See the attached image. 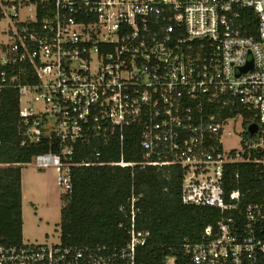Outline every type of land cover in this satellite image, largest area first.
<instances>
[{
    "label": "built area",
    "instance_id": "2783aa9c",
    "mask_svg": "<svg viewBox=\"0 0 264 264\" xmlns=\"http://www.w3.org/2000/svg\"><path fill=\"white\" fill-rule=\"evenodd\" d=\"M0 22V95L18 91L22 145L58 144L32 164L55 169L62 197L75 168H130L134 177L176 165L182 203L223 217L163 264H264V204L243 212L241 192L227 199L224 189L230 164L264 171V0H0ZM239 119V148L227 149ZM132 127L142 162L124 159ZM114 139L120 161H75L76 145ZM141 198L133 190L121 207L124 245H0V264H143Z\"/></svg>",
    "mask_w": 264,
    "mask_h": 264
},
{
    "label": "trees",
    "instance_id": "16d2710c",
    "mask_svg": "<svg viewBox=\"0 0 264 264\" xmlns=\"http://www.w3.org/2000/svg\"><path fill=\"white\" fill-rule=\"evenodd\" d=\"M257 32L248 35L256 36ZM19 95L9 90L0 95V245L23 244L22 169L39 154L59 152L55 141L22 145ZM140 128H129L125 136L124 159L142 162ZM121 148L117 140L76 145L75 161L118 162ZM71 194L62 197L61 242L69 247H116L128 240V220L121 207L134 190L142 195L138 229L149 231L146 244L138 250L143 264H163L167 255L179 254L185 244L202 241L205 230L222 219L212 207L182 203L183 171L179 166L130 168L102 166L75 168ZM226 198L241 192L239 208L264 204V171L257 163L226 167ZM237 216L230 213L227 216ZM123 225V226H122Z\"/></svg>",
    "mask_w": 264,
    "mask_h": 264
},
{
    "label": "rangeland",
    "instance_id": "374dc122",
    "mask_svg": "<svg viewBox=\"0 0 264 264\" xmlns=\"http://www.w3.org/2000/svg\"><path fill=\"white\" fill-rule=\"evenodd\" d=\"M7 28V22H0ZM236 136L226 143V148H239L244 127L241 120L233 126ZM23 188V242L26 244H57L61 242L63 202L55 169L40 170L35 164L22 169Z\"/></svg>",
    "mask_w": 264,
    "mask_h": 264
},
{
    "label": "water",
    "instance_id": "95a60500",
    "mask_svg": "<svg viewBox=\"0 0 264 264\" xmlns=\"http://www.w3.org/2000/svg\"><path fill=\"white\" fill-rule=\"evenodd\" d=\"M247 69H248V68H245L244 71H246ZM256 130H257V126H256V125H252V126L250 127V129H249V131H250L251 133L256 132Z\"/></svg>",
    "mask_w": 264,
    "mask_h": 264
},
{
    "label": "crops",
    "instance_id": "0c3cea01",
    "mask_svg": "<svg viewBox=\"0 0 264 264\" xmlns=\"http://www.w3.org/2000/svg\"><path fill=\"white\" fill-rule=\"evenodd\" d=\"M22 182H23V179H22ZM22 191H23V188H22Z\"/></svg>",
    "mask_w": 264,
    "mask_h": 264
}]
</instances>
